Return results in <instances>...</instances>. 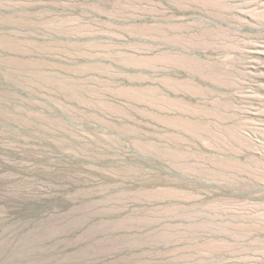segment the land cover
<instances>
[{"label": "rangeland", "instance_id": "rangeland-1", "mask_svg": "<svg viewBox=\"0 0 264 264\" xmlns=\"http://www.w3.org/2000/svg\"><path fill=\"white\" fill-rule=\"evenodd\" d=\"M0 264H264V0H0Z\"/></svg>", "mask_w": 264, "mask_h": 264}]
</instances>
